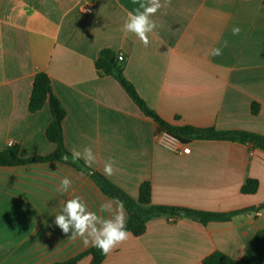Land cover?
<instances>
[{
	"label": "crops",
	"instance_id": "crops-1",
	"mask_svg": "<svg viewBox=\"0 0 264 264\" xmlns=\"http://www.w3.org/2000/svg\"><path fill=\"white\" fill-rule=\"evenodd\" d=\"M135 7L134 0H0V152L13 144L25 159L54 153L46 135L50 107L29 112L43 72L66 111L67 149L90 146L92 169L103 176L104 163L116 161L105 177L132 198L150 183L154 205L219 214L262 206L264 151L220 140H190V154L167 151L156 142L159 125L95 63L105 49L125 56L126 78L171 124L264 136V0H171L151 17L158 28L147 47L121 31ZM224 41L222 55H210ZM65 176L73 183L62 193ZM248 180L259 182L254 195L242 193ZM74 197L92 211L111 199L64 163L0 167V264H55L90 249L55 224ZM261 230L264 208L208 226L164 216L151 220L144 236L130 233L102 264H203L217 251L242 260ZM91 262L88 256L79 264Z\"/></svg>",
	"mask_w": 264,
	"mask_h": 264
},
{
	"label": "trees",
	"instance_id": "trees-1",
	"mask_svg": "<svg viewBox=\"0 0 264 264\" xmlns=\"http://www.w3.org/2000/svg\"><path fill=\"white\" fill-rule=\"evenodd\" d=\"M125 61V56L124 58H119L117 52L105 49L101 52L95 65L101 77H113L116 79L142 113L146 117L153 119L162 131L172 134L185 144L190 140H220L249 145L252 150L264 151V136L260 134L245 131H218L214 128L202 129L188 125L177 126L167 122L148 106L146 101L139 95L136 87L126 78L124 74ZM47 105L50 107L53 119L47 129L46 135L49 142L56 146L54 153L48 156L25 159L21 156L19 145L9 146L6 150L0 152V167L11 168L60 162L89 175L104 195L111 199H119L124 203L128 215L127 230L137 238L146 234L149 222L155 218L164 216L187 218L208 226L212 222L230 221L241 213L264 208L263 204L258 208L236 211L229 214H219L189 208L154 205L152 203V187L150 183H144L141 186L140 197L136 200L102 174L95 172L93 169L86 168L83 161L77 163L71 162L70 151L66 147L64 135L66 111L53 92L51 78L46 73L40 72L34 79L29 102V112L32 114L40 112ZM258 112L259 105L253 104V115H257ZM64 154L69 155V161L65 162L61 158ZM258 189V181L248 180L242 187V193L244 195H254L258 192ZM88 256L92 257L91 264H102L108 254L105 255L98 248L91 247L69 260L55 264H79L82 259ZM203 264H264V230L259 231L251 239L242 260H235L223 252L217 251L205 258Z\"/></svg>",
	"mask_w": 264,
	"mask_h": 264
},
{
	"label": "clouds",
	"instance_id": "clouds-1",
	"mask_svg": "<svg viewBox=\"0 0 264 264\" xmlns=\"http://www.w3.org/2000/svg\"><path fill=\"white\" fill-rule=\"evenodd\" d=\"M134 3H138V7L127 12L121 31L125 35H135L147 47L150 34L155 33L158 28L156 21L151 17L159 10L167 9L171 0H134ZM240 31L239 27H233L232 35H239ZM227 46L228 41H224L222 47L211 49L210 55L221 56L223 47ZM70 157L72 163L83 161L84 166L89 169L97 163V156L90 146H85L82 150L71 149ZM61 158L65 162L69 161L68 154L62 155ZM115 164L116 161L112 159L104 163L103 174L106 177L114 174ZM72 183L69 177H63L58 191L67 193ZM55 224L65 235L70 233L73 239L79 237L85 246L98 248L105 255L127 241L131 235L127 230V211L124 203L116 198L104 200L98 206V211L90 210L80 197L68 199L63 202L60 213L55 216Z\"/></svg>",
	"mask_w": 264,
	"mask_h": 264
},
{
	"label": "built area",
	"instance_id": "built-area-1",
	"mask_svg": "<svg viewBox=\"0 0 264 264\" xmlns=\"http://www.w3.org/2000/svg\"><path fill=\"white\" fill-rule=\"evenodd\" d=\"M87 13H92L91 8L86 9ZM119 58H124L122 54H119ZM156 142L159 146L166 149L167 151L174 153V154H190L191 149L190 147L179 140L177 137L173 136L172 134L166 131H160L156 136ZM13 146V144H10Z\"/></svg>",
	"mask_w": 264,
	"mask_h": 264
}]
</instances>
